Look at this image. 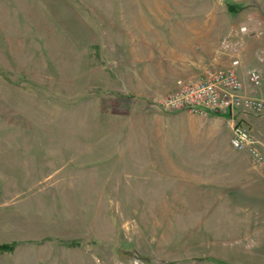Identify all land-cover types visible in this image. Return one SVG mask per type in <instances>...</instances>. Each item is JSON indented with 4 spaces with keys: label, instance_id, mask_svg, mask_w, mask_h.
Returning <instances> with one entry per match:
<instances>
[{
    "label": "rangeland",
    "instance_id": "374dc122",
    "mask_svg": "<svg viewBox=\"0 0 264 264\" xmlns=\"http://www.w3.org/2000/svg\"><path fill=\"white\" fill-rule=\"evenodd\" d=\"M179 21L199 31L195 56L173 67L181 77L164 91L148 82L151 45L166 62ZM249 43L264 52V0H0V264H264L256 223L198 218L204 203L189 201L173 167L187 161L175 135L185 123L168 117L204 116L167 106L231 69L242 97L262 101L225 115L256 150L244 120L264 109V93L260 72L256 86L255 69L242 71L244 58L257 62Z\"/></svg>",
    "mask_w": 264,
    "mask_h": 264
},
{
    "label": "crops",
    "instance_id": "0c3cea01",
    "mask_svg": "<svg viewBox=\"0 0 264 264\" xmlns=\"http://www.w3.org/2000/svg\"><path fill=\"white\" fill-rule=\"evenodd\" d=\"M184 24L183 21H179L174 25V30L170 29L172 31V40L167 44L171 50L165 53L169 57L166 62L159 59L160 52H157L156 45H151V63L148 62V65L152 67V75L148 82L154 85L157 83L164 84L162 86L165 89L164 91L172 90L176 81L181 77L174 75L173 67L183 64V60L187 59L191 54L195 56L192 53L191 46L195 49L192 44L197 42L199 31L193 30L194 25H191L192 23L184 26L186 29L190 26L192 27L190 30L185 31L186 29L183 30ZM177 33H181L184 38L188 39L181 41L183 48H180V41L176 40L178 36L174 37ZM150 39H152L150 43L154 44L156 39L152 37ZM133 48L136 51V48ZM248 48L252 49L249 52L251 53L250 55L253 53L256 55L257 62L252 64L248 58H244L243 67L241 66L243 68L242 71H246L249 68L260 72L262 83L256 91L259 94H263L264 68L262 69L258 64V59L260 57L264 58V52H258L256 46L252 44L247 46V50ZM189 50L191 52H188ZM189 65L191 66V72L199 71L200 69L199 63H191ZM162 66L164 68L166 66L165 72H163ZM254 91L248 84L246 95L250 96ZM168 118L185 123L184 126L175 128V135L177 139L181 140L182 144L187 146L184 154L187 156L183 157L187 161L177 162L176 166L173 167L175 171L182 172L180 173L183 176L181 180L184 183L181 185L183 187H191L190 195H187L189 201L204 203L197 207L199 210L198 218H204L208 212H212V214L215 211H218V213L229 212L234 216H227L226 225L228 227L237 226L241 228L245 226L243 222L249 221L252 226L255 223L258 225L255 227V234H264V226L262 225L264 223V167L255 160L248 149L239 151L232 148L230 141L235 123L231 118L213 114L193 118L177 114ZM244 121L252 130L257 149L264 155V109L261 112L247 114ZM161 136L163 139L165 138L163 134ZM161 143L163 144L162 140ZM160 164H162L159 167L161 172L164 169L165 171L168 170L169 162ZM149 167L152 169L151 165ZM147 170L148 167L145 166L144 171ZM167 177L169 175H165L163 178ZM173 177V175L170 176L171 179ZM248 213H251L250 217H248ZM209 218L211 219L212 216ZM199 225H203L202 220H200ZM235 233H246V231L240 230L235 231Z\"/></svg>",
    "mask_w": 264,
    "mask_h": 264
},
{
    "label": "built area",
    "instance_id": "2783aa9c",
    "mask_svg": "<svg viewBox=\"0 0 264 264\" xmlns=\"http://www.w3.org/2000/svg\"><path fill=\"white\" fill-rule=\"evenodd\" d=\"M238 65L239 61H234L235 69ZM260 80L261 76L257 70L253 71L251 83L258 86ZM242 91V82L239 81L233 70L209 72L202 82L199 81L192 86L184 87L180 95L178 94L169 100L167 106L171 111H184L202 116L208 114L232 116L238 105L253 110L261 109L262 101L243 98ZM231 142L237 150L247 148L253 157L260 159L264 165V156L252 147L251 134L245 125H237L234 128Z\"/></svg>",
    "mask_w": 264,
    "mask_h": 264
},
{
    "label": "trees",
    "instance_id": "16d2710c",
    "mask_svg": "<svg viewBox=\"0 0 264 264\" xmlns=\"http://www.w3.org/2000/svg\"><path fill=\"white\" fill-rule=\"evenodd\" d=\"M1 248V247H0Z\"/></svg>",
    "mask_w": 264,
    "mask_h": 264
}]
</instances>
